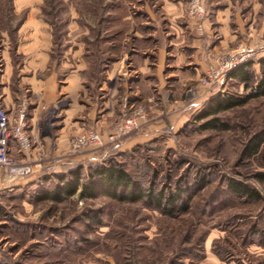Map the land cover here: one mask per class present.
<instances>
[{"label":"rangeland","instance_id":"rangeland-1","mask_svg":"<svg viewBox=\"0 0 264 264\" xmlns=\"http://www.w3.org/2000/svg\"><path fill=\"white\" fill-rule=\"evenodd\" d=\"M164 4L181 14L171 18ZM226 5L227 36L216 26ZM182 20L220 44H203L204 72L178 81L176 72L140 71V58L156 67L163 40L175 49ZM241 48L251 55L238 66L253 62L260 73L264 0H0V93L27 100L35 129L32 172L13 178L0 166V264H264V141L246 153L264 130V96L221 112L226 129L200 127L209 98L247 92L230 73L207 76ZM89 129L102 143L71 151L73 136ZM110 159L156 190L186 184L173 213L149 197H82V189L61 201L38 197L52 186L44 176Z\"/></svg>","mask_w":264,"mask_h":264},{"label":"trees","instance_id":"trees-1","mask_svg":"<svg viewBox=\"0 0 264 264\" xmlns=\"http://www.w3.org/2000/svg\"><path fill=\"white\" fill-rule=\"evenodd\" d=\"M252 64L253 62H248L240 65L229 74L233 79L244 83L247 92L241 94L226 92L209 98L206 101L203 114L200 115V119L206 118L200 125L201 128H228V124L220 117L221 112L244 105L252 98L264 96V57L259 60L260 73L253 72ZM263 141L264 130L252 137L249 148H246V153L257 152ZM82 170V167L79 166L67 172L44 176V181L51 183L52 186L50 188L42 186L38 190V197L61 201L76 193L78 189H82V197L107 195L127 201H137L149 197L162 211L173 213L176 201L187 189L186 184L181 182L177 183L175 188L168 190L165 184L159 190L154 188L153 183L145 186L130 171L112 159L90 165L85 172ZM53 176L56 178L55 181H53ZM258 178L264 181V172H259ZM228 183L241 193L249 196L256 194L253 188L243 182L231 179Z\"/></svg>","mask_w":264,"mask_h":264},{"label":"built area","instance_id":"built-area-1","mask_svg":"<svg viewBox=\"0 0 264 264\" xmlns=\"http://www.w3.org/2000/svg\"><path fill=\"white\" fill-rule=\"evenodd\" d=\"M191 12L197 15L204 13V8L200 4H192ZM251 55V50L241 48L229 53L221 58L216 66L211 67L207 76L210 80H216L219 75L222 77L226 73L234 70L239 64L246 61ZM27 100H22L15 114H11L5 106L4 99L0 93V166L13 178L26 176L32 172L33 167L29 161L30 152L33 146V136L27 126ZM132 119H128L124 124L129 126ZM122 128L121 125L119 129ZM102 143L101 133L95 129L84 130L76 134L70 141L71 151H82L87 147ZM17 146L24 158H18L12 153V145ZM26 159V160H25Z\"/></svg>","mask_w":264,"mask_h":264},{"label":"crops","instance_id":"crops-1","mask_svg":"<svg viewBox=\"0 0 264 264\" xmlns=\"http://www.w3.org/2000/svg\"><path fill=\"white\" fill-rule=\"evenodd\" d=\"M177 5L178 4H164L163 8H165L166 11L168 9L170 10V13H171L170 17L172 18V16L176 17L178 14H181V12L178 10ZM228 8H229V5H226L224 9L225 12H223L224 14L218 13L219 10L216 11L217 20H219L216 23V26L217 25L221 26L220 31L221 33L223 32L225 36H227L226 34H229L230 32L228 29V25H229L228 21L230 18L228 15V10H227ZM174 19L176 21V18ZM184 23H185L184 20H182L181 24H183V28L182 27L181 28L183 30L178 31L179 29L178 30L176 29L177 32H181L182 37L179 39L178 43L176 42L175 49H172V50L167 49L168 46L172 45V40H169V39L163 40L162 46H161L162 48H160L158 55H157L158 59H157L156 67L152 66V64L151 66H149L150 62L148 61V58L144 60L140 58L139 62L142 67L141 69L139 68L140 71H142L143 73L157 72V73L163 74V72L166 70L165 72L166 75L176 72L177 74L181 75V80L179 79L178 81H183V77L186 78V75L193 79V76H196L197 73L204 72L206 68V62L204 60V51L202 49L203 44H205L204 47L208 46L209 48L210 47L217 48L220 44L216 41V38L214 37L215 34L213 35L214 39L211 37L209 44L202 41L199 34L195 32L192 26V21H189L188 25L187 24L184 25ZM214 31H211L212 34L214 33ZM205 41H207V39ZM160 78L162 79L163 82H165V78L163 77H160ZM3 99H4L5 106L8 108L9 112L11 114H15L18 101L16 103L15 101L9 102V100L7 99V96L6 97L4 96ZM30 128L31 127L29 126V129ZM34 130H35L34 128L31 129V134L33 137H34ZM14 152L21 154L17 146L13 144L12 153L14 154Z\"/></svg>","mask_w":264,"mask_h":264}]
</instances>
